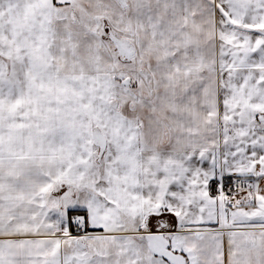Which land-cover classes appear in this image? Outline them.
<instances>
[{
    "label": "snow or ice",
    "instance_id": "6c2138e0",
    "mask_svg": "<svg viewBox=\"0 0 264 264\" xmlns=\"http://www.w3.org/2000/svg\"><path fill=\"white\" fill-rule=\"evenodd\" d=\"M0 264H264V0H0Z\"/></svg>",
    "mask_w": 264,
    "mask_h": 264
}]
</instances>
